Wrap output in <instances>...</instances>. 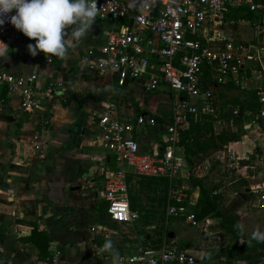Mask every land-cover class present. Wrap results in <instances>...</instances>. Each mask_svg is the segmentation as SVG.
Returning <instances> with one entry per match:
<instances>
[{
	"label": "crops",
	"instance_id": "crops-1",
	"mask_svg": "<svg viewBox=\"0 0 264 264\" xmlns=\"http://www.w3.org/2000/svg\"><path fill=\"white\" fill-rule=\"evenodd\" d=\"M239 15V8L229 11L220 32L234 37L238 25L233 21L247 19ZM100 30L97 35L90 30L70 50L68 58L61 60L42 52L32 56L27 45L35 40L10 27L9 53L0 58V67L23 77L33 75L37 106L22 109L18 93L0 85V264H136L128 262L127 257L138 247L151 246L158 237L161 242L172 241L186 249L197 264H249L229 255L230 246L241 239L223 228L220 216H199V187L191 177L201 179L208 189L213 182L219 183L216 206L223 214L235 215L245 225L244 234L251 236L257 228L264 231V195L251 188L263 176L254 170L264 162V119L255 122L250 114L244 116V130L237 140L191 154L190 163L178 144L176 153L186 165L179 168L172 183L182 190L186 213L193 214L195 224L186 219V213L165 216V203L160 200L155 181L148 178L131 185V202L138 209L135 221H113L101 210L106 201L97 189L113 163L99 143L98 116L126 119L147 112L164 121L168 110L171 114L176 93L163 84L157 91H146L137 78L118 85L114 71L90 69L81 56L87 48L102 42ZM254 36L237 39L264 46V40L258 38L261 35ZM248 83L252 87L260 80ZM225 84L228 82L214 83L212 88L222 89ZM110 102L113 107L108 106ZM158 133L157 126H146L137 135L140 150L157 144ZM257 135L261 136L259 142ZM229 153L234 161L252 156L247 164L228 165ZM233 173L246 183L239 184ZM208 176L212 181L206 182ZM161 208L164 222L157 216ZM108 240L111 250L102 251ZM205 252L211 253L210 257L203 256ZM250 264H264V255Z\"/></svg>",
	"mask_w": 264,
	"mask_h": 264
},
{
	"label": "built area",
	"instance_id": "built-area-1",
	"mask_svg": "<svg viewBox=\"0 0 264 264\" xmlns=\"http://www.w3.org/2000/svg\"><path fill=\"white\" fill-rule=\"evenodd\" d=\"M97 7L96 17L109 23L100 30L102 42L87 48L82 62L98 72L114 71L118 85L137 78L146 91H157L162 84L177 91L167 122L147 112L126 119L98 116L99 143L110 153L113 163L97 189L106 201L105 214L124 223L137 219L138 212L129 207L127 199L129 174L164 177L165 216L186 213L183 192L172 183L183 164V158L176 153L179 134L200 114L217 117L219 103L212 91L213 84L231 82L246 87L243 85L250 80L259 79L260 83L252 86L259 103L254 121L264 119V46H251L219 30L229 11L244 8L253 15L247 19L251 31L256 36L264 35V0H97ZM5 21L0 26V40L8 45L12 24L7 17ZM204 68L208 76L203 74ZM32 78L33 75L23 77L0 67V85L18 93L19 106L24 110L37 106ZM108 106L113 107V102ZM237 110L234 105L232 113ZM244 114L250 111L245 110ZM146 126H157L159 140L142 151L137 135ZM228 158L237 164L231 153ZM251 188L263 196L264 176ZM186 219L196 223L191 213H186ZM127 261L197 264L186 249L167 240L157 248L138 247Z\"/></svg>",
	"mask_w": 264,
	"mask_h": 264
},
{
	"label": "trees",
	"instance_id": "trees-1",
	"mask_svg": "<svg viewBox=\"0 0 264 264\" xmlns=\"http://www.w3.org/2000/svg\"><path fill=\"white\" fill-rule=\"evenodd\" d=\"M240 9V17L245 18H253V15L244 8ZM105 23L108 24V20H102L96 17L95 24L101 27V24ZM203 74L208 76L207 69H203ZM231 83V82H228ZM232 84V83H231ZM5 87V86H4ZM4 88H1V92L5 91ZM246 96L239 99H231V101H220L219 103V112L217 118L220 120H224L225 122L231 121L230 126L232 129L220 126L217 130L213 128V123L210 118V115L207 114H200L195 119L191 120L189 127L180 132L178 144L182 148V153L185 159L190 163V155L196 152H205L209 149H216L221 147L224 143L229 140H237L239 136L243 133L242 121L243 117L246 116L244 114L245 110L250 111V116L254 118L255 112L259 108V103L257 101L256 89L253 87L246 88ZM234 105L238 106L237 113H232V107ZM156 117L155 115H153ZM157 118V117H156ZM171 118L170 111L166 112V117L163 119L164 121H169ZM258 152V151H257ZM252 156V155H251ZM249 156V158H251ZM248 159L238 158L236 159L237 165L247 164ZM252 164V163H250ZM236 165V166H237ZM229 168L226 170L228 171ZM251 169L248 170L250 173ZM225 171L224 169L221 170ZM233 175H235L233 173ZM235 180L239 184H245L246 182L241 179L239 176L235 175ZM148 178L152 179L155 182L156 187L158 188L159 197L162 203H165L166 197V179L161 176H146V175H134L129 174L126 177L127 181V199L129 207L135 210L136 209L131 200L133 199L132 194V183L139 181L141 179ZM192 183H195L199 187V198L202 202V210L199 213V216L210 213L213 216H220L221 223L223 228L234 237L240 238L239 244L231 245L229 248V255L236 256L241 260H244L247 263H254L260 260V258L264 255V242H257L256 240H252L251 244L249 245L248 241L250 240L251 236L247 234H241L238 229L234 227L237 222H240L237 217L233 214H223L220 212L216 206L215 200L218 198L219 193L215 191V189L219 186L218 182H215L211 189H208L203 185L201 179L191 177ZM214 190V191H213ZM106 202H104L103 207L101 210L105 211ZM163 210V208H162ZM162 225V224H161ZM166 235V233H165ZM161 237H158L154 240V242L148 246L143 247H152L157 248L161 244Z\"/></svg>",
	"mask_w": 264,
	"mask_h": 264
},
{
	"label": "clouds",
	"instance_id": "clouds-1",
	"mask_svg": "<svg viewBox=\"0 0 264 264\" xmlns=\"http://www.w3.org/2000/svg\"><path fill=\"white\" fill-rule=\"evenodd\" d=\"M15 10V14L10 13ZM98 14L97 0H0V26L5 18L17 30L35 43L27 45L28 52L36 56H55L66 60L70 50L85 39ZM0 58L8 57L9 47L0 40ZM234 227L243 234L245 225L237 222ZM264 242V231L257 228L248 241ZM112 242L106 241L102 251H109ZM210 257L211 253L202 254Z\"/></svg>",
	"mask_w": 264,
	"mask_h": 264
},
{
	"label": "rangeland",
	"instance_id": "rangeland-1",
	"mask_svg": "<svg viewBox=\"0 0 264 264\" xmlns=\"http://www.w3.org/2000/svg\"><path fill=\"white\" fill-rule=\"evenodd\" d=\"M233 22L234 23L236 22V25H238V27L235 28L234 32H233V36L235 38L241 37L243 39H253L255 37L252 34V32H251L250 22L247 19H244V18L241 19V20L235 19ZM258 38H261L262 40H264V36H258ZM243 86H246V87L249 88L251 86V84L247 83L246 85H243ZM247 90L248 89H246L245 87H240V86H237V85H233L231 83L225 84V86L222 89L218 88V89L214 90L212 88L214 97L217 99L218 103H220V101H231V99H233V98H235V99L243 98L244 96H246V91ZM174 93L177 94V91H174ZM210 118L212 120V123L215 126V128H214L215 130H217L220 126H223V127L229 128V129L233 128L232 126L229 125V123L225 122L224 120H220V119H218L216 117H211V116H210ZM251 119H252V117H251ZM215 120H217V122ZM249 120H250V118H249ZM158 135H159V133H158ZM260 139H261V136L257 135L256 142H259ZM263 154H264V151H263ZM262 159H264V157ZM230 163L231 164H228V165H233L234 164V162H231V161H230ZM185 165L186 164L183 163L182 167H185ZM111 166H113V165L111 164ZM256 172L259 173V174H263V176H264V162L262 163V165H260L257 169L254 170V173H256ZM240 174L242 175V172ZM231 176L234 177L235 175L232 174ZM208 181H212V179L209 180V176L206 179V182H208ZM213 183H215V182H213ZM157 211H158L157 212V216L162 218L163 222H164V215H163L162 208L160 210H157ZM170 218L171 217H169L168 220ZM192 228L196 229L197 227L192 226Z\"/></svg>",
	"mask_w": 264,
	"mask_h": 264
},
{
	"label": "water",
	"instance_id": "water-1",
	"mask_svg": "<svg viewBox=\"0 0 264 264\" xmlns=\"http://www.w3.org/2000/svg\"><path fill=\"white\" fill-rule=\"evenodd\" d=\"M99 26L97 25V24H95L94 23V25L92 26V29H91V31H92V33L94 34V35H97L98 34V32H99ZM239 194H241V193H239Z\"/></svg>",
	"mask_w": 264,
	"mask_h": 264
}]
</instances>
